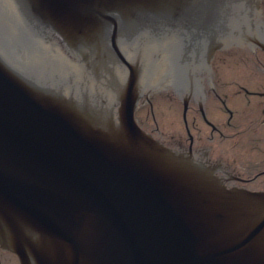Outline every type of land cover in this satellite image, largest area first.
Returning <instances> with one entry per match:
<instances>
[{
	"label": "water",
	"instance_id": "water-1",
	"mask_svg": "<svg viewBox=\"0 0 264 264\" xmlns=\"http://www.w3.org/2000/svg\"><path fill=\"white\" fill-rule=\"evenodd\" d=\"M260 5L0 0V249L19 264H264V191L228 187L134 117L159 79L257 43Z\"/></svg>",
	"mask_w": 264,
	"mask_h": 264
},
{
	"label": "flooded vegetation",
	"instance_id": "flooded-vegetation-1",
	"mask_svg": "<svg viewBox=\"0 0 264 264\" xmlns=\"http://www.w3.org/2000/svg\"><path fill=\"white\" fill-rule=\"evenodd\" d=\"M257 22V43L217 50L208 66L145 93L135 113L163 146L191 153L228 187L250 191H264V18ZM7 254L10 262L0 257V264H17Z\"/></svg>",
	"mask_w": 264,
	"mask_h": 264
},
{
	"label": "rangeland",
	"instance_id": "rangeland-1",
	"mask_svg": "<svg viewBox=\"0 0 264 264\" xmlns=\"http://www.w3.org/2000/svg\"><path fill=\"white\" fill-rule=\"evenodd\" d=\"M166 98L169 100L170 96L166 95ZM3 251L0 250V257L4 262H10V259L8 258V254L7 256L4 255V253L2 254ZM7 260V261H6ZM13 264V263H12Z\"/></svg>",
	"mask_w": 264,
	"mask_h": 264
}]
</instances>
